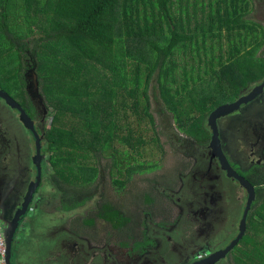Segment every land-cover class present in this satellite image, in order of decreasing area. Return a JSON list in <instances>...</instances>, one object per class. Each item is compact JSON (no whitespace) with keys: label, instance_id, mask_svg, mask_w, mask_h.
Listing matches in <instances>:
<instances>
[{"label":"trees","instance_id":"trees-1","mask_svg":"<svg viewBox=\"0 0 264 264\" xmlns=\"http://www.w3.org/2000/svg\"><path fill=\"white\" fill-rule=\"evenodd\" d=\"M250 3L0 0V73L7 78L6 86L0 87L9 93L6 87L17 85V74L4 66L19 59L20 103L32 113L25 71L28 63L36 68L40 93L55 111L44 153L61 178L56 181L61 190L69 185V173L80 171L85 181L86 176L96 180L98 167L83 172L89 154L98 163L104 157L111 160L107 169L112 175L125 170L129 177L116 181L119 191L132 174L146 170L137 157L160 145L151 113L152 79L159 113L171 116L179 131L198 139L216 107L264 78V28L250 21ZM131 117L138 123L137 131L123 123ZM143 123L154 129L149 140L139 134ZM118 142L131 153L119 151ZM71 191L74 203L81 202L75 196L80 195V186ZM74 203L73 209L79 206ZM102 210L99 217L115 228L134 223L115 202L104 201ZM261 219V224L250 222L252 235L231 252L233 264H264V203Z\"/></svg>","mask_w":264,"mask_h":264},{"label":"flooded vegetation","instance_id":"flooded-vegetation-1","mask_svg":"<svg viewBox=\"0 0 264 264\" xmlns=\"http://www.w3.org/2000/svg\"><path fill=\"white\" fill-rule=\"evenodd\" d=\"M31 69L32 65L28 63L25 71L26 87L27 73ZM263 81L264 78L243 89L235 100L228 103L243 98L246 101L235 112L217 120L222 152L229 160L233 170L244 178L255 192V200L247 218L246 234L242 241L252 235L249 230V224L252 220H255L257 224L262 222L261 213L264 203V88L256 95H253V92H256V87L261 85ZM0 89L2 88L0 87ZM248 97L250 98L248 99ZM42 98L43 103L34 102L30 99L31 107L34 110L32 109L30 114L26 112L34 122L35 129L41 138L42 179L45 172L46 177H50L53 182L54 192L56 193L58 190L55 196L46 203V206L49 209L58 208L71 213V217L66 221L65 219L60 221L63 227H60L59 231L69 235V238L64 242L68 254L62 264H86L88 257H98L100 261L98 264H198L207 257L226 249L238 237L249 195L246 188L237 181L228 178L216 151L211 147L213 132L208 126V121L210 114L217 107L208 115L204 132L198 139L185 134L179 136V133L173 131V127H170L167 133L164 130L161 131L176 157L174 171L172 170V173L166 177L149 178L151 186L145 192L133 188L131 190V207L122 200L115 201L117 205L125 208L127 217L134 221L133 224L129 221L127 225L115 228L113 224L107 223L99 217L100 214H104L102 210L104 201L113 202L99 189L101 180L102 183L104 182V171L101 168H99L101 179L99 185H95L92 191L89 189L90 192L88 193L85 192V187L93 183L91 182L92 177L84 176L87 179L85 181L83 176H80L83 180L77 182V185L80 186L81 193L75 196L82 202L75 209L71 207L74 198L71 199L67 192L62 191L60 185L56 183L61 178L56 168L49 162V156L44 153L48 142L46 132L49 125L46 124L50 108L46 104L45 98L43 96ZM20 104L23 107L22 103ZM175 127L177 128L176 124ZM161 149L163 150L162 147ZM0 150L2 151L0 227L4 234V229L8 228L19 217L22 205L36 180L38 169L34 158L36 143L32 132L21 122L19 111L12 109L1 98ZM147 150L149 152L144 156L149 154L151 158L143 161L146 170L153 172L162 168L165 164H162L161 161L166 160L164 158L166 157L165 152H158L150 147ZM156 155L160 157L155 159ZM225 182H228L230 187L239 186L241 200ZM61 185L63 187V184ZM64 186L67 185L64 184ZM39 187L29 204L26 215L29 210L30 212L34 211L37 207L38 198L41 197ZM221 187L224 189V195L228 198L224 200L222 205L226 209V214L221 219L224 226L218 234L230 219L232 206L227 203L229 197L233 201L238 199L242 202L244 199L243 214L237 234L233 241L225 246L204 241L209 229L206 220H212L217 216L212 192ZM116 191L121 192L118 186ZM201 196L208 202L200 208H196V200ZM136 198L141 199L140 204L134 202ZM64 203L67 204L68 208H65ZM142 203L145 204L142 205ZM46 206H43L42 209L44 210ZM78 208L82 209V212L73 216L76 212L73 210ZM26 215L20 216L22 221L17 232L18 241H21L23 234L30 235V224L26 223ZM201 221L205 224L204 227L202 224H197ZM100 234L104 235L103 238L99 237ZM76 239L85 241L90 251H97L90 254L83 253V247L76 243ZM217 241L222 243L221 239H217ZM230 254L217 264H229ZM121 256H124L127 261L124 262Z\"/></svg>","mask_w":264,"mask_h":264},{"label":"rangeland","instance_id":"rangeland-1","mask_svg":"<svg viewBox=\"0 0 264 264\" xmlns=\"http://www.w3.org/2000/svg\"><path fill=\"white\" fill-rule=\"evenodd\" d=\"M204 2H208V0H203ZM251 10H250V21L256 22L260 24L264 28V0H251ZM191 11H194V9H190ZM264 49V47H263ZM7 70H10L17 74V79L14 80L17 85L13 87H6L19 102L22 101L20 96L21 91V76H20V60H16L15 58H12L9 61V65L4 66ZM6 76L0 73V84L1 86H6ZM26 80V79H25ZM21 87V88H20ZM149 95H151V103H152V115L155 119L156 125L155 129L158 132L157 137L159 138L161 147H157L156 150L158 152L164 151L166 154V160L161 161L162 164H165L162 168L157 169L153 172L150 171H144L143 174L141 173H134L132 174L133 178L130 182L127 183L125 190L118 192L116 191L117 184L116 181L118 180H124L129 177L128 174L125 173V170H123V174L119 175H112V173L109 172L107 169V166L110 168V162L111 160L102 158L100 159V162L97 163V159L94 158L93 154L88 155V159L85 160V163L83 164V172L87 171L90 167H98V168H106V171L103 172L104 182L101 183L99 186V189L101 192L106 194L108 198L115 202L117 200H122L124 203L128 204L129 207H131V190L135 188L138 191L145 192L148 190L151 186V182L149 181V178H156V177H166L170 173H172V170L174 171L173 167L175 166V154L172 150V147L167 142V139L165 138V135L161 132L164 130V132H168L170 127H173V131L176 133H179L180 135H183L184 133L178 132L177 128L175 127V121L171 116H166L165 114H160V106H159V95L157 92L155 80L152 79L149 86ZM25 90L27 92V87L25 86ZM28 93V92H27ZM44 97V96H43ZM49 112V117L47 118V126H50L52 117L55 113L54 109L51 107ZM131 112H129L130 114ZM170 124H169V123ZM123 123H130L132 124V129L137 131L138 123L136 120H134V117L129 118L128 120L123 119ZM140 133L143 134L144 138L147 140L151 139L154 135V129L149 123L142 124L140 127ZM161 132V134H159ZM3 143V142H2ZM115 147L119 149V151L127 150L128 153H131V149L128 146H124L121 142H118L115 144ZM5 149V148H2ZM2 151L0 150V169L2 168ZM46 156H49V154L46 153ZM160 156L156 155L154 158L158 159ZM139 161H146L151 158L149 154L145 156H139L137 157ZM128 162V161H127ZM72 169V168H71ZM75 170V168H74ZM76 171V170H75ZM116 172L119 173V170L116 169ZM115 172V173H116ZM77 173V172H76ZM78 174H83L79 171L77 174H71L69 173V176L71 179L67 180L66 182L69 184L65 186V192H67L68 196L73 199L74 196L72 195L71 188L76 186V182H80L83 180V178L80 177ZM97 177L95 180V183H91L88 187H85V192H90L89 189H92L95 187V185H98L100 183V176L99 173H97ZM42 184L39 187V193H41V197L38 198L37 207L34 211L29 210L28 214L26 215L27 220L26 223L30 224V233L33 232V229H36L35 235L33 237H29L26 234L22 235L21 241H18V236L16 239V242L14 243L13 248V257H12V263H18V264H62L64 259L66 258V255L68 254V251L65 247V241L69 238V235L67 233H63L62 231H59L60 227H63V224L60 223L62 219H68L71 217L70 212H64L58 208L49 209L46 206V203L50 201L51 197H54L56 193L54 192V185L50 177H46L45 172L43 179L41 180ZM227 186L230 187L228 182H225ZM133 185V187H132ZM137 187V188H136ZM237 196L239 197V186H231ZM205 189V187H204ZM224 189L221 187L217 191H213V204L214 209L217 214L216 217H214V221L212 220H206V222L209 225L208 233L204 237V241H210L212 243L218 244L222 246H225L229 244V242H232L234 237L237 234L238 225L241 220L242 214H243V204L244 199L241 201H238L236 199L235 201L232 200L231 197H229L228 205L232 206L230 211V219L224 229L218 234V232L222 229L224 224L221 222V219L223 215L226 214V209L222 207L224 204V200H226L228 197H226L223 193ZM77 195V194H76ZM243 197V196H242ZM240 199V197H239ZM241 200V199H240ZM82 202V201H81ZM81 202H78V200L75 203L81 204ZM136 204L141 203V199H137L134 201ZM208 202L206 199H204L202 196L196 200V208H200L204 203ZM74 203V204H75ZM145 203H142L144 205ZM194 204V203H193ZM192 204V205H193ZM43 206H46L44 210L42 209ZM74 213L73 216H77L82 212V209L78 208ZM85 213V211H84ZM217 220V222H215ZM197 224H202L204 227L203 221L198 222ZM218 234V235H217ZM103 234H100L99 237L103 238ZM217 239H221L222 243H219ZM76 243L80 244L83 247V253L90 254L91 252H96L97 250H92L88 248V245L85 241L81 239H76ZM241 247L245 248V242H242ZM236 249V248H235ZM234 249V250H235ZM234 250L232 252H234ZM232 254V253H231ZM238 255V252L236 253V256ZM233 258L234 255H231V259L229 258V264H233ZM121 259L126 262L127 259H125L124 256H121ZM99 258L98 257H88L86 260V264H98Z\"/></svg>","mask_w":264,"mask_h":264},{"label":"water","instance_id":"water-1","mask_svg":"<svg viewBox=\"0 0 264 264\" xmlns=\"http://www.w3.org/2000/svg\"><path fill=\"white\" fill-rule=\"evenodd\" d=\"M35 69L36 68H32L27 73V79H28L27 92L31 100H33L34 102L38 101L39 103H43V98L39 89V80ZM263 88H264V81L262 82L261 85L256 87V92H253V95H256ZM0 98L3 99L6 102V104L10 106L12 109H16L19 111L21 122H23V124L32 132L36 143V155L34 158L38 169L36 180L32 184V187L28 192L26 201L22 205V211L19 214V217L8 228L4 229V237L7 245L6 264H12L13 248H14L13 246L14 243L16 242L17 232L20 229V224L22 221V219H20V216L26 215L27 209L29 208V204L32 202L33 196L41 184V180H42L41 160L43 157L41 153V138L35 129L34 122L30 118L26 110L21 106V104L17 100H15L12 96H10L8 92L2 89H0ZM249 98L250 97H248V99ZM245 101L246 99L243 98L236 102L223 104L217 107L209 116L208 126H210L213 132L211 147L216 151V154L221 162V166L227 173L228 178L237 181L242 187L246 188L248 192L249 197L247 200V208L240 223V231L238 237L226 249L207 257L205 260L199 262L198 264H217L218 262L226 259V257L239 245V243L242 241V239L246 234L247 218L255 200V192L250 187V185L245 181V179L240 177L237 174V172L233 170V167L231 166L229 160L222 152L220 133L217 125V120L220 117L235 112L240 108V106Z\"/></svg>","mask_w":264,"mask_h":264},{"label":"built area","instance_id":"built-area-1","mask_svg":"<svg viewBox=\"0 0 264 264\" xmlns=\"http://www.w3.org/2000/svg\"><path fill=\"white\" fill-rule=\"evenodd\" d=\"M7 245L4 234L0 227V264H6Z\"/></svg>","mask_w":264,"mask_h":264},{"label":"crops","instance_id":"crops-1","mask_svg":"<svg viewBox=\"0 0 264 264\" xmlns=\"http://www.w3.org/2000/svg\"><path fill=\"white\" fill-rule=\"evenodd\" d=\"M36 229H33V232L30 233L29 237H33L35 235Z\"/></svg>","mask_w":264,"mask_h":264}]
</instances>
